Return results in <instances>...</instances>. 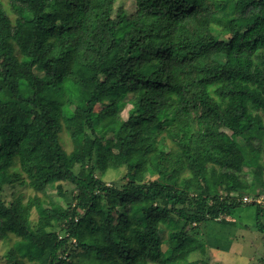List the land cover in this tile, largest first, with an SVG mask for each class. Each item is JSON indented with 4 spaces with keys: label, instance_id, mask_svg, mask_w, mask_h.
Here are the masks:
<instances>
[{
    "label": "trees",
    "instance_id": "16d2710c",
    "mask_svg": "<svg viewBox=\"0 0 264 264\" xmlns=\"http://www.w3.org/2000/svg\"><path fill=\"white\" fill-rule=\"evenodd\" d=\"M134 1L129 13L117 0H10L13 18L0 0V239L17 238L11 264H198L189 224L242 204L264 214L230 195L264 187V0ZM228 131L245 141L220 151ZM227 148L240 164L215 162ZM95 155L123 163L124 181L108 185L95 165L89 178L75 172ZM17 161L36 191L25 203L3 198ZM58 181L79 190L69 212L38 196Z\"/></svg>",
    "mask_w": 264,
    "mask_h": 264
},
{
    "label": "rangeland",
    "instance_id": "374dc122",
    "mask_svg": "<svg viewBox=\"0 0 264 264\" xmlns=\"http://www.w3.org/2000/svg\"><path fill=\"white\" fill-rule=\"evenodd\" d=\"M118 3H124L126 10L131 13L135 11L136 4L134 0H117ZM7 12L14 18L15 14L11 11L10 0H2ZM84 84L88 85V78L84 76ZM107 103H102L96 105V110H101ZM131 104H128L125 108L122 109L121 114L123 118L128 117V110L131 108ZM264 117V112H262ZM112 137V134L108 135ZM216 144L219 145L220 151L223 149L225 143H230L234 147L241 146L245 141V135L240 133L228 131L226 137L217 136ZM60 142L68 151L71 150L72 146L69 140V137L66 133L61 132ZM91 146V141L86 142L85 152L89 151ZM166 151H171L177 148V146L171 142V140H166V145L163 146ZM229 154V155H228ZM233 156L238 164L240 160L234 157L230 148L222 151L217 155L215 162H219L221 157L224 156ZM182 155L179 156V159H182ZM103 159V158H102ZM99 155H95L92 160H88L84 165H78L74 170L78 175L82 177L89 178L90 167L95 165L94 173L96 177L105 181L108 185L110 184H121L124 179L123 176L126 174V166L120 163L118 160L107 161L106 159L102 160ZM102 161L107 162L104 165ZM98 162V163H97ZM259 162L263 166V176H264V145L261 151ZM107 166L106 169H103ZM13 170L17 172L18 179L15 184L4 188L3 198L6 202H9L13 199L21 198L22 202H27L30 198L34 197L36 191L33 187L29 185V179L26 174L22 171L20 163L17 161ZM189 169H185L183 173L186 175L189 174ZM245 170L248 171L249 168L245 167ZM159 175H149L146 177V182L155 181L158 179ZM249 178V176H248ZM61 185V191L64 193L63 196H60L57 192L56 186ZM47 195L43 192H39L38 196L43 200L49 201L52 198L59 201L62 205L65 206V211L69 212L72 207L77 203V195L79 190L77 187L67 181H58L54 183V188L50 187L47 190ZM259 194V195H257ZM223 197L225 198L228 193L222 192ZM234 195L235 198L245 201L244 198L246 195H253V200L258 203H264V187L258 183L256 185V191L253 193H248L247 189L236 190L230 193ZM251 201V202H252ZM48 202V203H49ZM47 203V204H48ZM263 209H264V204ZM175 216V215H174ZM33 221L37 220L38 213L33 209L32 213ZM261 222L264 223V214L261 216ZM257 217V205L251 204H242L232 211L231 214H227L217 222H201L196 225L195 223L189 224L188 229L195 228L191 230L190 234L193 235L200 243L203 244L204 250L201 251L197 249L191 253L190 259L199 260L198 264L206 262L207 264H264V232L259 230ZM88 221V217L85 218L84 222ZM184 222V221H183ZM167 231H164L163 234L166 236ZM17 238L13 235H9L4 239H0V264H11L12 262L7 258V253L10 250L13 242ZM76 257L81 255V250L78 249L75 254Z\"/></svg>",
    "mask_w": 264,
    "mask_h": 264
},
{
    "label": "built area",
    "instance_id": "2783aa9c",
    "mask_svg": "<svg viewBox=\"0 0 264 264\" xmlns=\"http://www.w3.org/2000/svg\"><path fill=\"white\" fill-rule=\"evenodd\" d=\"M244 200L246 201V202H251L253 199L251 198V197H249V196H246L245 198H244ZM261 204H264V203H262V202H260Z\"/></svg>",
    "mask_w": 264,
    "mask_h": 264
}]
</instances>
